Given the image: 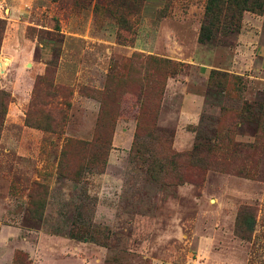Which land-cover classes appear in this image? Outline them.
<instances>
[{"label":"rangeland","instance_id":"rangeland-1","mask_svg":"<svg viewBox=\"0 0 264 264\" xmlns=\"http://www.w3.org/2000/svg\"><path fill=\"white\" fill-rule=\"evenodd\" d=\"M31 263L264 264V0H0V264Z\"/></svg>","mask_w":264,"mask_h":264},{"label":"trees","instance_id":"trees-1","mask_svg":"<svg viewBox=\"0 0 264 264\" xmlns=\"http://www.w3.org/2000/svg\"><path fill=\"white\" fill-rule=\"evenodd\" d=\"M103 140H104V141H99L98 143H99V144H102L103 142H105V139H103Z\"/></svg>","mask_w":264,"mask_h":264},{"label":"crops","instance_id":"crops-1","mask_svg":"<svg viewBox=\"0 0 264 264\" xmlns=\"http://www.w3.org/2000/svg\"><path fill=\"white\" fill-rule=\"evenodd\" d=\"M31 264H34V263H31Z\"/></svg>","mask_w":264,"mask_h":264}]
</instances>
